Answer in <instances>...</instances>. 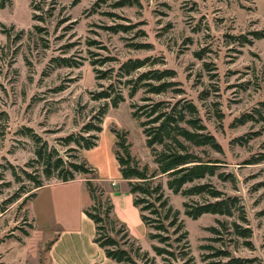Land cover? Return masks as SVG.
Here are the masks:
<instances>
[{
	"label": "rangeland",
	"instance_id": "rangeland-1",
	"mask_svg": "<svg viewBox=\"0 0 264 264\" xmlns=\"http://www.w3.org/2000/svg\"><path fill=\"white\" fill-rule=\"evenodd\" d=\"M119 1L122 0L4 2V8H0V124L5 129L4 136H0V163L8 160L25 167L33 157L32 140L17 133L22 126L33 128L49 145H56L59 136L79 131L103 102L91 98V92L100 87L90 61L113 58L95 67L116 70L119 62L127 58L148 57L149 65L141 70L172 69L174 87L182 90L179 95L167 92L152 98L174 101L185 97L195 103L206 131L221 148L215 151L202 146L195 150L204 158L218 160V171L231 176V180H221L216 175L207 180L225 194L240 199L246 226L252 232L248 244L231 235L229 229H223L220 240L215 241V235L207 228L217 226L219 220L227 221L229 228L235 217L206 213L191 219L184 214L183 202L198 197L173 194L164 186L165 195L179 210L188 230L195 264H205L202 254H208L209 261L227 260L212 255L215 250L228 251L230 256L245 260L242 264H264V161L247 163L264 154V121H236L243 113L260 108L259 102L264 101V18L257 15L254 0H128L117 5ZM119 24L129 28L116 32L109 29ZM255 32L262 37L257 38ZM136 45L143 47L137 49ZM58 57L80 65H57L53 59ZM101 83L106 85L107 81ZM123 92L125 100L118 107L107 109L99 138L104 144L114 138L115 158L118 147L110 129L125 130L131 155L140 166L147 164L153 169L155 164L144 135L131 116V103L139 102L143 90L132 98L126 89ZM251 132L256 134L247 142L236 140ZM115 164L118 165L117 160ZM117 168L111 171L119 172ZM0 172L4 181H10L9 186L2 188V200L17 185L7 167L0 168ZM120 180L117 188L128 189L126 181ZM160 180L164 183L165 177ZM47 183L36 190L34 199L21 203L20 198L0 215V239L7 240L0 243V251L6 252V259L14 264H52L48 258L50 241L43 239L45 232L41 227L47 225L53 234L60 219L80 217L82 205L88 201V207L91 203L83 180L61 183L52 178L44 185ZM98 184L108 191L106 182L98 179ZM113 204L114 215L122 220L117 200ZM33 223L36 227L31 234ZM80 226L83 235L73 264H116L92 243V223L81 222ZM25 238H29L26 247L18 244V240L26 243ZM152 243L150 240L140 244L155 256ZM155 260L162 264L159 256Z\"/></svg>",
	"mask_w": 264,
	"mask_h": 264
},
{
	"label": "trees",
	"instance_id": "trees-1",
	"mask_svg": "<svg viewBox=\"0 0 264 264\" xmlns=\"http://www.w3.org/2000/svg\"><path fill=\"white\" fill-rule=\"evenodd\" d=\"M5 1L0 0V8H4ZM126 1L128 0L119 1L117 5H123ZM35 17L36 15H33L34 19ZM128 28L129 26L119 24L109 29L116 32L127 31ZM254 34L257 38L262 37L257 32ZM141 47L143 46L136 45L137 49ZM112 59L103 57L90 61L94 67L95 79L98 81L97 86L100 87L99 90L91 92V98L103 102L78 132L59 136L55 140L56 145H49L29 126H22L17 131L18 134L27 135L32 140L33 157L24 165L25 167L16 166L8 160L5 164L0 163V168L7 167L10 170L17 185L13 193L1 200L0 213L5 212L9 204L20 198L21 203L32 200L37 194L36 190L42 187L45 181L55 178L60 182H68L79 175H85V187L91 203L84 209V214L94 224L93 242L102 249L105 258L116 264H157L155 256L161 258L162 264H195L190 251L188 230L179 217V210L171 205L168 196L165 195L164 186L173 194L198 197L197 200L183 202L184 214L191 219H197L206 213L235 217L229 228H226L227 221L221 220L217 221V226H209L207 229L215 235L212 239L219 241L223 229H229L231 235L242 238L248 244L252 232L249 226H246L245 208L240 199L235 195L225 194L207 180L214 175L221 180H231V176L218 171V160L204 158L195 150L202 146L215 151L221 150L215 137L206 131L197 106L185 97L174 101L152 98L153 95L167 92L178 95L182 92L180 88L174 87L176 82L171 80L175 75L174 70L168 68L141 70L149 65L148 57L127 58L119 62L116 70L114 67L108 69L95 67L97 64L102 66ZM53 60L62 66L80 65L79 62H71L66 57ZM101 81H107V84L104 85ZM124 89L127 90L129 98L138 90H143L144 95L139 102L131 103V116L138 121L155 168L151 169L147 164L140 166L137 159L131 155L125 130L110 129L116 137L115 144L118 147L114 154L120 176L126 181L128 193L132 196V204L138 209L141 221L149 229L148 238L153 242L151 249L155 256H151L143 249L127 225L114 215L110 192L98 184L96 169L82 155V150L97 145L104 115L109 107L116 108L125 100ZM259 106L260 108L256 107L250 112L243 113L236 121L239 124L264 121V101L259 102ZM1 113L7 117L5 112ZM4 129L0 124L1 137L4 136ZM255 134L256 132H251L236 140L244 143ZM262 161L264 154H260L258 158L252 157L247 163ZM161 177H165L164 183L160 180ZM9 185L10 181H4V174L0 172V194L2 188ZM23 233L28 236L27 231L24 230ZM201 248L205 246L202 245ZM207 255L202 254L205 264H242L245 261L230 256L225 250H215L212 255L224 256L227 258L226 261H209L210 256Z\"/></svg>",
	"mask_w": 264,
	"mask_h": 264
},
{
	"label": "crops",
	"instance_id": "crops-1",
	"mask_svg": "<svg viewBox=\"0 0 264 264\" xmlns=\"http://www.w3.org/2000/svg\"><path fill=\"white\" fill-rule=\"evenodd\" d=\"M254 5H255V10H256L257 15L264 18V0H254ZM103 131L104 130L102 129L100 134H102ZM111 141L112 142H110L109 144L108 143L104 144L102 143L101 137H100L97 145L91 149L82 150V155L87 159L89 164L92 165L98 171L97 175H98L99 181H103L107 183L108 191L111 194V198L113 201L117 200L118 212L119 214H121L122 221L123 222L127 221V223L126 222L124 223L127 225L130 233L136 239H138L140 243H143V241L149 242L150 240H148V237H147L149 229L141 221L138 209L135 206H133L131 194L128 193L127 188L118 189L116 186L117 183L120 182L121 181L120 179L122 178L120 177V172L111 171L113 167L114 169L118 167V165L116 166L115 164L116 160L114 156L112 155V147L114 144L113 137L111 138ZM77 180H83L85 184V179L83 175L77 176L74 180H71L68 182H61V183H71ZM56 182H60V181L56 180ZM46 185H48V183L43 186H46ZM40 188L38 189V191L40 190ZM87 203L88 201L82 205L83 208H82L80 217H76L75 215V216H70V217L68 216L70 219L68 218L60 219V226H58L57 231L55 233L53 234L50 233L51 229L47 227V225H44L41 227L42 232L43 233L45 232L43 239L50 241L49 246H48V258L52 264H73L74 263L73 256L75 252L78 250L77 248L79 244H81V237L83 235L82 228L80 226L81 222L84 223L88 221L92 223V226H93V233L91 234L92 243L97 248H99L93 242L94 224L84 214V209L87 208L86 207ZM115 207H116V204L114 206V209ZM3 214L4 213H0L1 216H3ZM33 226L34 228L32 229L31 234H33L35 230V227H36L35 223H33ZM135 230H136V233H135ZM31 237L32 235L29 236V238ZM28 239L25 240L26 243L24 244L20 243L19 241L17 242L21 246L26 247L29 241ZM6 241L7 240L0 239V243H4ZM5 253L6 252L4 251H0V264H14L6 259Z\"/></svg>",
	"mask_w": 264,
	"mask_h": 264
}]
</instances>
